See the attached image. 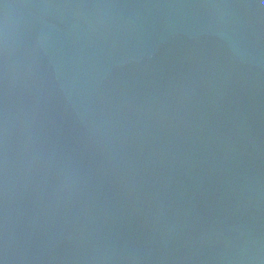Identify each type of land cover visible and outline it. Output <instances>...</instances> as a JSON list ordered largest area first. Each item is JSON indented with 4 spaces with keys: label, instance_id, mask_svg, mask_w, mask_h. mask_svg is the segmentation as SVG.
<instances>
[{
    "label": "water",
    "instance_id": "1",
    "mask_svg": "<svg viewBox=\"0 0 264 264\" xmlns=\"http://www.w3.org/2000/svg\"><path fill=\"white\" fill-rule=\"evenodd\" d=\"M0 264H264V0H0Z\"/></svg>",
    "mask_w": 264,
    "mask_h": 264
}]
</instances>
